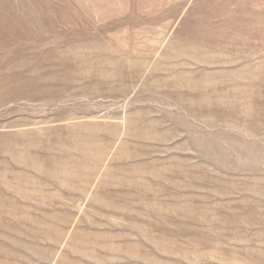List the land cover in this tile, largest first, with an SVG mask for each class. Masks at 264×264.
Instances as JSON below:
<instances>
[{
  "label": "rangeland",
  "instance_id": "obj_1",
  "mask_svg": "<svg viewBox=\"0 0 264 264\" xmlns=\"http://www.w3.org/2000/svg\"><path fill=\"white\" fill-rule=\"evenodd\" d=\"M0 264H264V0H0Z\"/></svg>",
  "mask_w": 264,
  "mask_h": 264
}]
</instances>
